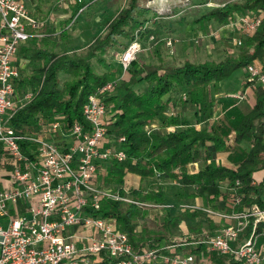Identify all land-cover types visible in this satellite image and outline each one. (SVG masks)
Segmentation results:
<instances>
[{
  "label": "built area",
  "instance_id": "obj_1",
  "mask_svg": "<svg viewBox=\"0 0 264 264\" xmlns=\"http://www.w3.org/2000/svg\"><path fill=\"white\" fill-rule=\"evenodd\" d=\"M173 4L164 8L171 11ZM263 16L261 8L235 13L215 32L225 30L240 46L257 29ZM45 24L24 0H0V264H94L92 255L103 253L110 257L109 264H209L203 250H177L188 244H202L207 252L221 255L226 263L234 259L243 264H264V239L256 231L264 219V206L236 208L245 195L240 191L239 180L228 186V197L220 196L223 206L181 204L184 209L202 210L223 221L213 235L202 240L135 250L116 218L98 213L105 198L148 205L130 196L129 187H125V194L114 190L106 181L107 170L103 166L110 159L123 160L127 156L125 136L116 137L108 131L111 110L105 98L115 93L138 53L149 48L142 43V34L147 33L149 44L163 42L167 47L174 46L168 33L157 37L151 32V21L141 25L124 48L112 51L114 62L119 64L117 73L89 95L83 107L85 123L55 113L41 117L30 129L14 127V112L33 97L29 87H20L23 74L17 54L24 44L44 36ZM194 40L199 42V38ZM246 73L248 81L264 87L261 60L251 62ZM181 96L188 99L186 91ZM230 96L241 100L245 91ZM156 129L155 123L144 127L146 133ZM226 142L230 147L237 145L234 133ZM155 177L164 176L157 172ZM263 177L264 173L253 182ZM248 226L250 232H246Z\"/></svg>",
  "mask_w": 264,
  "mask_h": 264
},
{
  "label": "trees",
  "instance_id": "obj_2",
  "mask_svg": "<svg viewBox=\"0 0 264 264\" xmlns=\"http://www.w3.org/2000/svg\"><path fill=\"white\" fill-rule=\"evenodd\" d=\"M95 1H78L73 15L66 19L65 25L71 23L81 8ZM260 8L264 9V0H230L208 10L201 18L223 24L235 13ZM155 20L156 15L151 7L142 6L140 0H128L126 6L106 21L104 33L95 37L83 54L56 50L58 40L55 28L46 23L42 28L44 36L34 39L30 46L23 48V52L29 54L31 74L23 76L19 84L22 88L29 87L33 91V97L14 112L11 120L14 127L17 130L30 129L38 124L41 117H51L55 113H64L71 119L85 123L83 107L89 95L114 79L117 73L118 65L106 57L109 49L125 47L128 42L123 44L119 38L130 42L141 25ZM59 34L66 39V27ZM93 58L103 67L102 71L96 70ZM256 59L264 63V16L257 29L240 45L237 55L228 54L220 60L206 59L198 62L186 59L182 63L164 67L160 63L159 68L150 71L138 61H132L116 93L105 98L112 112L108 131L116 137L125 136L123 147L127 152L123 160L113 158L104 164L106 179L114 190L126 193L124 184L128 173H136L141 179H147L155 177L159 172L170 179L179 178L182 184L193 187L186 197L187 201L195 196H203L207 201L213 202L210 205L218 208L215 202L222 195L228 197V186L239 180L240 191L245 195L236 208L245 209L254 205L263 207L264 177L259 182L253 181L259 171L264 173V87L247 80L246 87H254L255 102L249 109H238L235 112V140L237 143L248 141L251 144L235 166L217 162V152L226 145V131L219 125H210L215 102L209 85L213 83L215 90H218L220 81L238 67L246 68ZM141 81L148 84L143 92L134 88ZM176 89L188 93V99L182 100L197 108L196 114L204 126L198 127L180 113L162 115L170 100L166 96ZM157 116L163 117L164 126L177 128L167 132L156 130L146 133L144 127ZM198 160L203 161L200 169L189 173L186 164ZM223 182L227 185L222 186ZM129 191L136 198L144 195L152 202L166 203L165 194L160 189L147 193L136 188H130ZM140 212L138 205L134 203L111 198L103 199L98 211L102 216L116 218L119 227L128 233L135 250L144 246L156 247L163 240L165 245L178 242L164 231H156L154 234L139 232L136 220ZM201 214L205 213L202 210L186 211V215L191 218ZM174 220L175 217L169 213L162 228L169 230ZM214 228L211 225V229L204 232L198 223L190 228L194 234L193 237L188 236L187 241L210 237L214 234ZM250 231L251 226H248L246 232ZM256 231L264 239V219L258 224ZM202 250L209 258V264H243L234 259L226 263L221 255L207 252L202 244L188 245V251L199 253ZM94 256L99 257V264L110 263V257L104 253L92 255Z\"/></svg>",
  "mask_w": 264,
  "mask_h": 264
},
{
  "label": "rangeland",
  "instance_id": "obj_3",
  "mask_svg": "<svg viewBox=\"0 0 264 264\" xmlns=\"http://www.w3.org/2000/svg\"><path fill=\"white\" fill-rule=\"evenodd\" d=\"M24 1L31 8H39L40 17L45 20L47 24L55 26L59 30L66 27L67 37L66 39L60 38L58 46L55 47L56 50H68L70 52L83 54L91 45L95 37L104 33L106 21L113 18L120 9L126 6L128 0H96L92 4L85 5L81 11L77 12L71 23L67 26L65 25L66 19L73 15L74 6L77 5L79 0ZM182 1L183 2H180V0H166L159 2L158 0H140L142 6L151 7L155 12V15L158 16L155 22H152L151 32H154L157 37H161L168 33L174 40V46L170 48L163 42L149 44L147 33L142 34L141 41L145 42V45L149 48L138 53L135 61H138L144 66L147 71L159 68L160 63L161 66L164 67L166 65L182 63L186 59L193 62L206 59L220 60L228 54L237 55L239 53V45L235 44L231 38H227L215 32V30L220 27V23L214 20H203L201 18L208 10L230 0ZM168 3H175L173 4L171 11L164 8V5H167ZM217 26L219 27L217 28ZM195 38H199L198 43L195 42ZM119 39L123 44L129 42L128 39ZM185 41H187V44ZM122 48H110L106 54L107 59L109 61H114L112 51ZM159 57H161L162 61ZM93 62L97 71L103 70V67L95 58H93ZM119 69L122 71L121 67H119ZM225 81L228 85L234 87L235 90H238L237 92H243L244 90L242 89L246 88L247 83L246 68L243 66L238 67L225 79ZM147 87L148 84L145 81H141L134 86L139 92L145 91ZM209 89L211 95H213L211 85H209ZM181 92L182 90L180 89H176L173 92V100L169 105L170 109L175 113L181 114V112H183L195 125L200 127L204 126V123L198 119L195 107L185 104L183 101L184 99L181 98ZM247 95L249 100H252L255 97L254 87L251 85L247 90ZM250 96L252 99H250ZM233 98L238 100V98ZM224 105L225 106H223L220 111H216L215 114L217 117L214 120H216L218 124L220 122V127L227 133H230L231 126H233L232 121L236 117L235 112L238 110V106L235 104L229 111L225 110L224 113L227 104L224 103ZM110 113L112 114V112ZM232 149V151L227 149V151H231L229 152L230 154L228 153V156L245 151L244 148H241L238 145ZM219 160L221 162L223 161L221 157ZM200 165H202V163ZM200 165L191 166L190 169L194 171L200 167ZM153 178L141 179L137 177L134 180L127 177L124 184V187L126 188L136 187L139 188V190L142 188H148L149 191L160 189L164 192L166 197L167 205L160 209L138 205L141 210L136 220L138 231L145 234H154L156 231H164L171 235L173 239H177V241L187 240V237L184 235H187L186 233L189 232L190 227L195 225L196 222L193 218L186 215L187 209L182 208L181 204L195 203L193 202L195 199H190L189 201L186 200L187 195L192 192L193 187L182 184L179 178ZM129 195L132 194L129 193ZM142 198L143 196L140 198L137 197L136 199L145 200ZM145 201L148 202L147 200ZM196 204L202 205L201 203ZM169 213L175 217V220L170 229L167 230L162 228V224ZM199 217H201V225L203 226H206L208 220L211 221V217H206L205 214ZM98 258L99 257L95 256L92 257L94 264H99Z\"/></svg>",
  "mask_w": 264,
  "mask_h": 264
},
{
  "label": "crops",
  "instance_id": "obj_4",
  "mask_svg": "<svg viewBox=\"0 0 264 264\" xmlns=\"http://www.w3.org/2000/svg\"><path fill=\"white\" fill-rule=\"evenodd\" d=\"M29 7V6H28ZM32 11H34L36 14H37V16L38 17H40V9L39 8H31V7H29ZM38 9H39V11H38ZM44 17V16H43ZM42 17V18H43ZM41 18V17H40ZM50 26H52V25H50ZM54 28H55V34H56V39L59 41L60 40V34H59V32H61V30H59L58 28H56L55 26H53ZM219 26H217V28H218ZM216 31V30H215ZM219 35H222V36H225V37H227V38H230L231 36L229 35V37L227 36L228 35V33H226V31L224 30V31H219V32H217ZM227 34V35H226ZM147 39H148V37H147ZM32 42H33V40H31V41H29L28 43H26V44H24L21 48H20V50H19V52H18V54H17V62H18V64L21 66V72H22V77L23 76H25V75H28V74H31V70H30V68H29V65H28V62H29V54L28 53H26V52H23V48L24 47H28V46H30L31 44H32ZM186 42V44H187V41H185ZM144 45H145V42H142ZM247 74V73H246ZM211 85V87H212V91H213V95H212V97L214 98V102H215V107H214V114H213V116H212V118H211V120H210V125H219L220 124V122H219V124H218V122H216V120H214V119H216V111L217 110H221L222 109V107L223 106H225L224 105V103H226L227 104V106H226V108L224 109V113H225V110H227V111H229L230 109H231V107H233L235 104H237V106H238V109H240V110H242V111H244V110H247V109H249V107H251L252 105H253V103L255 102V97L252 99L251 98V96H250V99H252V100H249V98H248V95H247V90L249 89V87L250 86H248V87H246L245 89L243 88L242 90H244L245 91V97L243 98V99H241V100H235L234 98H232L230 95L231 94H233V93H236L238 90H235L234 89V87H231L230 85H228V83L225 81V79L224 80H222V81H220L219 82V84H218V90H215V87H214V84L212 83V84H210ZM26 88H28V87H26ZM232 89H234V90H232ZM166 98H169L170 100H169V104H168V106H167V108H166V110L163 112V116H168L169 115V111L171 110L170 109V104L172 103V100H173V92L172 93H170V94H168L167 96H166ZM181 98H182V96H181ZM185 104H188V103H185ZM239 104V105H238ZM189 105H191V104H189ZM191 106H193V105H191ZM193 107H195V106H193ZM195 109H197L196 107H195ZM218 111V112H219ZM181 114H183V115H185L183 112H181ZM185 117H187L186 115H185ZM187 118H189V117H187ZM231 118H233V117H231ZM162 119H163V117L161 118V116H157V117H155L149 124H151V123H155L156 125H158V128L156 129L157 131H161V132H167V131H169V130H173V129H175V128H177V126H164L163 125V122H162ZM190 119V118H189ZM236 119V118H235ZM234 119V120H235ZM191 120V119H190ZM234 120L232 121V122H234ZM202 122V121H201ZM205 125V124H204ZM198 126V125H197ZM220 126V125H219ZM198 127H200V126H198ZM202 127V126H201ZM155 130V131H156ZM234 133V137H235V131H234V127L233 126H231V129H230V133ZM230 133H225L226 135H225V141L227 140V137L229 136V134ZM240 146L241 148H244L245 149V151H241V152H238V153H236L235 155H231V156H228V153L229 152H231L233 149L232 148H235L236 146ZM237 145L236 146H234V147H230V146H228L227 145V142H226V145H225V148L223 149V150H221V151H218L217 152V154H216V160H217V162L218 163H221V164H224V165H227V166H231V167H233V166H235L236 165V161L241 157V156H243V154L244 153H246L248 150H249V148L251 147V144L248 142V141H242L241 143H237ZM227 149H230L231 151H227ZM230 154V153H229ZM226 156V157H225ZM222 158L223 159V161L221 162L220 160H219V158ZM202 160H198V161H192V162H188L186 165H187V170H188V172L189 173H194V172H197L199 169H200V167L202 166V165H200L201 163L203 164V161L201 162ZM200 163V164H199ZM194 165H200V167H198L197 169H195L194 171L193 170H191L190 169V167L191 166H194ZM104 168H105V166H103ZM176 171H178V170H176ZM262 175H263V173L261 172V171H259L258 173H257V178H260V177H262ZM127 177H130L131 179H136L137 177H139V178H141L140 177V175H138V174H136V173H128L127 175H126V179H127ZM155 178V177H154ZM153 178V179H154ZM150 179H152V178H150ZM106 181L108 182V180L106 179ZM112 186V185H111ZM113 187V186H112ZM130 188H132V187H130ZM136 188V187H135ZM136 189H138L139 190V188H136ZM145 190V191H144ZM141 191L143 192V193H147V192H152V191H149V189L147 188V189H144V188H142L141 189ZM131 196V195H130ZM134 197V196H133ZM134 198H136V197H134ZM142 199H145V200H147L148 202H147V204L148 205H146V207H154V208H157V209H160L161 207H156L155 205L156 204H166V203H159V202H152V201H150V200H148L144 195H143V198ZM191 199H195L193 202H195V203H201L202 205H210V204H213V202H209V201H207L206 200V198H204L203 196H195V197H192ZM144 200V201H145ZM220 200V199H219ZM216 201L215 203H217L218 204V207H220V206H223V203L222 202H220V201ZM204 214H201V215H199V216H203ZM199 216H197V217H195V218H193V220L196 222V224L195 225H193V226H191V227H194V226H196L198 223L200 224V227H201V230L202 231H204V232H208L210 229H211V225H213L215 228H214V232L215 231H217L221 226H222V224H223V221H221L219 218H217V217H214V216H207V215H205L206 217H211V221H207V224H206V226H203V225H201L202 223H201V217H199ZM213 218V219H212ZM190 227V228H191ZM84 232H85V230H82V234H84ZM87 232H90V231H86V233ZM140 232V231H139ZM186 232V231H185ZM193 231H190L189 230V232H187L186 234L187 235H184V236H186V237H188V236H191V237H193V234L194 233H192ZM169 235V234H168ZM171 236V235H170ZM172 238V237H171ZM173 239V238H172ZM174 240H177V239H174ZM184 242H188L187 240H181V241H178L177 243H184ZM192 242V241H191ZM166 243L164 242V240L163 241H161L160 243H159V245L158 246H160V245H164V246H166L165 245ZM168 245H170V244H168ZM188 245H191V244H188ZM188 245L187 246H179V247H177V250H183V251H188ZM151 247V246H150ZM155 247V246H154ZM80 264H83V263H80Z\"/></svg>",
  "mask_w": 264,
  "mask_h": 264
}]
</instances>
